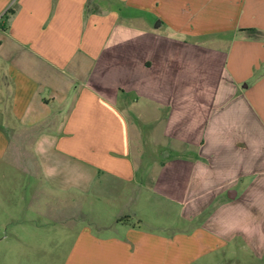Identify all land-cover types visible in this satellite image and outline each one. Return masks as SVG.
<instances>
[{
  "label": "crops",
  "instance_id": "1",
  "mask_svg": "<svg viewBox=\"0 0 264 264\" xmlns=\"http://www.w3.org/2000/svg\"><path fill=\"white\" fill-rule=\"evenodd\" d=\"M7 159L3 264H264V0H0Z\"/></svg>",
  "mask_w": 264,
  "mask_h": 264
},
{
  "label": "rangeland",
  "instance_id": "2",
  "mask_svg": "<svg viewBox=\"0 0 264 264\" xmlns=\"http://www.w3.org/2000/svg\"><path fill=\"white\" fill-rule=\"evenodd\" d=\"M25 156L30 159L29 150H25ZM31 167L24 166L22 162H12L11 159L0 161V205L5 206L8 210H11L13 216L12 221L9 224V228L19 227L24 224V212L23 210L30 205L31 193L36 188V180L32 175ZM22 212V213H20ZM177 220L176 227L180 228L182 222ZM165 223V222H162ZM4 231L3 227H0V232ZM2 246V245H0ZM13 246V245H12ZM16 246V251L12 253V264H60L57 256L40 254L36 260L22 261L20 255V246ZM14 247V246H13ZM44 247H48L44 245ZM44 258V259H43ZM0 264H3L2 252L0 251Z\"/></svg>",
  "mask_w": 264,
  "mask_h": 264
},
{
  "label": "trees",
  "instance_id": "3",
  "mask_svg": "<svg viewBox=\"0 0 264 264\" xmlns=\"http://www.w3.org/2000/svg\"><path fill=\"white\" fill-rule=\"evenodd\" d=\"M12 13V11L10 12V10L9 11H7V13L4 15V19H7L8 18V16L10 15Z\"/></svg>",
  "mask_w": 264,
  "mask_h": 264
}]
</instances>
